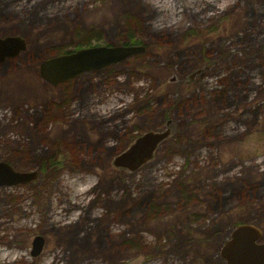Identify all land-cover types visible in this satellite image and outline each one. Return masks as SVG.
Returning <instances> with one entry per match:
<instances>
[{"label":"rangeland","instance_id":"rangeland-1","mask_svg":"<svg viewBox=\"0 0 264 264\" xmlns=\"http://www.w3.org/2000/svg\"><path fill=\"white\" fill-rule=\"evenodd\" d=\"M126 27L142 54L40 78L82 34L116 46ZM4 37L25 49L0 63V162L37 177L0 187V264H224L238 225L264 244V0H0ZM165 129L150 161L113 167Z\"/></svg>","mask_w":264,"mask_h":264},{"label":"water","instance_id":"water-1","mask_svg":"<svg viewBox=\"0 0 264 264\" xmlns=\"http://www.w3.org/2000/svg\"><path fill=\"white\" fill-rule=\"evenodd\" d=\"M25 49V42L19 37L0 38V63L14 58ZM145 51L143 45H116L85 47L67 54L53 56L38 66L40 78L55 87L84 73L98 72L108 66L118 64ZM166 126L169 121H166ZM169 135V130L145 132L136 137L126 150L112 160L115 168L136 171L150 161L159 144ZM37 177L36 171L17 172L11 166L0 162V187L24 185ZM260 232L250 225H238L219 250V258L224 264H264V244L259 243ZM44 239L36 235L32 238L29 255L37 257Z\"/></svg>","mask_w":264,"mask_h":264},{"label":"trees","instance_id":"trees-1","mask_svg":"<svg viewBox=\"0 0 264 264\" xmlns=\"http://www.w3.org/2000/svg\"><path fill=\"white\" fill-rule=\"evenodd\" d=\"M128 24V22H126ZM125 38H124V41H122V45H143L141 42H139L136 37H135V34L130 30V27H126V32H125ZM89 35H84L82 34V36L79 38V42L78 44L76 45V47L74 48V50H78V49H81V48H85V47H92V46H98V44H95V45H91L90 44V41H88V39L90 37H87ZM94 39L96 38L93 37ZM84 43V46L83 44ZM107 46V45H105ZM72 50V51H74ZM72 51H65V52H60L62 54H67V53H70ZM59 53L58 52H55V53H52L51 56H56L58 55ZM54 166V162L49 159L48 161H45L41 164L40 166V170H43V172L49 168H53Z\"/></svg>","mask_w":264,"mask_h":264},{"label":"flooded vegetation","instance_id":"flooded-vegetation-1","mask_svg":"<svg viewBox=\"0 0 264 264\" xmlns=\"http://www.w3.org/2000/svg\"><path fill=\"white\" fill-rule=\"evenodd\" d=\"M44 245V244H43Z\"/></svg>","mask_w":264,"mask_h":264}]
</instances>
